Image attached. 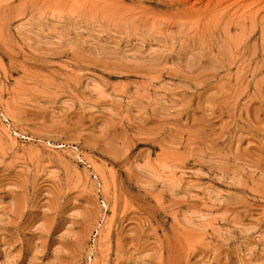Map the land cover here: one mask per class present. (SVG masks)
<instances>
[{
  "label": "rangeland",
  "instance_id": "1",
  "mask_svg": "<svg viewBox=\"0 0 264 264\" xmlns=\"http://www.w3.org/2000/svg\"><path fill=\"white\" fill-rule=\"evenodd\" d=\"M0 264H264V0H0Z\"/></svg>",
  "mask_w": 264,
  "mask_h": 264
}]
</instances>
